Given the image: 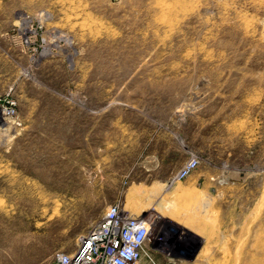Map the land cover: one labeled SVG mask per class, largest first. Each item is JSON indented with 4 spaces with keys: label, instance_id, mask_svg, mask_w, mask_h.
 Wrapping results in <instances>:
<instances>
[{
    "label": "rangeland",
    "instance_id": "1",
    "mask_svg": "<svg viewBox=\"0 0 264 264\" xmlns=\"http://www.w3.org/2000/svg\"><path fill=\"white\" fill-rule=\"evenodd\" d=\"M112 206L138 264H264V0H0V264Z\"/></svg>",
    "mask_w": 264,
    "mask_h": 264
},
{
    "label": "built area",
    "instance_id": "2",
    "mask_svg": "<svg viewBox=\"0 0 264 264\" xmlns=\"http://www.w3.org/2000/svg\"><path fill=\"white\" fill-rule=\"evenodd\" d=\"M1 108V118L13 115L12 100ZM117 206L109 207L103 220L83 235L72 251L57 253L52 264H138L148 254L156 230L151 216L128 217L121 221Z\"/></svg>",
    "mask_w": 264,
    "mask_h": 264
}]
</instances>
